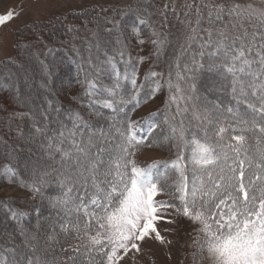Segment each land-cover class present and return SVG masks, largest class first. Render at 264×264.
<instances>
[{"label":"snow or ice","instance_id":"snow-or-ice-1","mask_svg":"<svg viewBox=\"0 0 264 264\" xmlns=\"http://www.w3.org/2000/svg\"><path fill=\"white\" fill-rule=\"evenodd\" d=\"M186 7L187 31L181 48L182 55L189 51L191 55L183 72L177 73L178 82L167 81L169 92L174 93L168 103L176 105V113L170 118L171 135L165 139L176 149L175 159L143 163L136 158L143 148L158 143L153 137L158 126L150 117L146 127L126 120L123 130L117 129L119 142L113 144L109 131L93 128L79 112L68 116L71 129L61 125L51 136L46 123L38 126L34 113L13 114L30 116L34 133L47 138L42 147L49 159L55 160L58 154L62 167L67 164L57 178L63 196L51 203L67 218L60 226L66 241L68 237L84 241L61 249L73 253L69 264H124L126 260L136 264L144 244L152 240L171 243L158 224H173L175 217L193 225L194 264L198 259L208 264H264V7L237 0H208ZM15 15L11 10L0 14V25ZM106 20L119 28V20ZM138 21L141 25L148 22L139 17ZM139 31L133 27L136 35ZM193 46L198 50L192 51ZM6 62L15 60L7 57ZM205 68L216 73L215 86L227 92L233 103L195 102L194 81ZM125 79L136 89L135 71ZM119 87L106 90L107 98H97L101 91L96 82L87 81L84 96L96 115H101V109L119 113L124 112L121 105L139 106V89L125 99L116 91ZM160 87L157 82L155 90ZM52 104L48 101L50 109ZM189 111L194 126L191 120H176ZM40 115L48 119L45 112ZM5 171L17 177L13 168L5 166ZM49 175L33 168L29 179L16 182L34 195L42 194ZM165 194L169 198L161 199ZM0 207L7 208L18 223L27 215L7 201L0 202ZM18 235L19 244L11 234L0 244V264H48L36 254L33 233L20 227Z\"/></svg>","mask_w":264,"mask_h":264},{"label":"trees","instance_id":"trees-1","mask_svg":"<svg viewBox=\"0 0 264 264\" xmlns=\"http://www.w3.org/2000/svg\"><path fill=\"white\" fill-rule=\"evenodd\" d=\"M202 2L207 3V1L186 3L177 6L173 11L175 7L170 5L165 7L166 4L160 0H128L126 7H87L79 11L56 15L44 22H32L17 32L11 56L15 63H7V58L0 61V132L4 131L7 134L8 131L15 134V131H18L23 137L29 133L32 135L31 140L37 144L40 143L41 146L37 149L38 157L31 156L21 149L24 145L22 142H16V146L8 147L6 144L8 140H3V133H0V138L3 140L0 143V186L12 184L20 187L16 182L17 179H29L34 168L29 165V160H33L38 165V168L35 167L36 169L47 171L50 175L49 183L42 189V194L34 195L25 188L35 197V201L32 203H27L15 196L0 195V202L7 201L14 210L19 209L27 213L18 223L11 218L7 208L0 207V244L7 241L9 234L14 236L16 243L19 244L18 229L23 227L33 233L36 238H39L40 234L44 236L42 246L49 252L39 251L37 248L36 254L46 258L48 264H69L68 257L73 253L61 251V249L67 248L69 245L84 243L83 240L77 241L71 237H68L66 241L60 226L66 222L67 218L59 209L53 208L52 204L48 208L45 207V203L63 196L64 189L57 182V178L64 167H67V164L62 167L58 154L55 160L49 159L42 147V145L46 146L47 138L34 133L33 121L30 116L13 115L14 113H34L39 121L38 126L43 127L46 123L48 126L47 135L51 136L61 129V125L71 129L72 122L68 116L70 112H79L93 128L103 127L109 131L111 140L115 144L120 140L117 129L123 130L121 126L126 120L134 121L139 106H135V104L121 105L124 107V112L119 113H114L110 109H101V115H96L95 108L89 106L88 98L84 96L87 81L96 82L101 91V95L97 98H107L106 90L114 89L119 84L120 87L116 91L120 96L129 99L136 94V89H139L138 99L140 104H145L155 93L157 78L161 82L160 102L155 111L147 115L144 120L147 123L149 120L146 118L150 117V122L158 126L153 130V137L158 140V143L151 148H143L137 153L136 158L143 163L175 159L176 149L172 147L171 142L165 139L171 135L170 118L176 113V105L168 103L170 95L174 93L169 92L167 81L171 78L173 84L178 82L177 73L183 72L182 66L188 62L187 58L191 55L190 51L182 55L181 48L185 44L184 34L187 31L183 23L186 20L184 13L188 10L186 5H200ZM113 17L120 21L118 29L106 20V18ZM138 17L146 19L148 22L141 25ZM134 26L139 28V35L133 32ZM107 29H112V31H107ZM154 33L156 34L154 35ZM157 39L164 43L154 44L153 41ZM141 40L143 43H140ZM197 50L198 48L193 46L192 51ZM122 51L123 56H121ZM50 53L51 55L48 56ZM38 54H42V56L35 57ZM140 57L144 59L141 60ZM32 58L38 62L34 75L38 74L44 80L52 82L55 80L56 73H60L62 69L66 72L64 78L68 83L53 89L55 93L51 96L48 94L49 92L46 93L40 89V94L46 95L44 102L47 108L44 109L37 104L36 96H32L31 93L29 96L28 94L24 96L22 89H16L9 80V77L12 76L11 71L20 74L21 67H24L26 62ZM178 58H180L181 65L179 68L177 67ZM45 66H47V73ZM133 71H135L136 89L133 88L130 79H125V76ZM151 72L161 75L151 77L149 75ZM146 75H149L147 80L145 79ZM208 79H211L212 82H207ZM215 79L216 73L207 68L198 74L194 81L196 103L221 106L233 103L231 96L225 91L218 90L217 87L214 92L207 91V87L215 86ZM48 101L53 102L51 109ZM180 105L183 108L184 102L180 101ZM241 107L243 110V106ZM41 112H45L48 116L47 120L40 115ZM180 119H184L185 123L191 120L193 126L196 123L192 119L191 111L177 115L176 120ZM65 147H69L67 142ZM154 152H159L161 155L151 157L152 159L146 158L147 155ZM41 164L46 165L47 168ZM5 166L13 168L17 177L13 178L9 173L3 172ZM168 198L167 194L161 197V199ZM49 231H51L50 234H48ZM33 243L37 245L38 242L34 241ZM189 259L188 264H194L192 253ZM204 263L205 260L199 259L196 262V264Z\"/></svg>","mask_w":264,"mask_h":264},{"label":"rangeland","instance_id":"rangeland-1","mask_svg":"<svg viewBox=\"0 0 264 264\" xmlns=\"http://www.w3.org/2000/svg\"><path fill=\"white\" fill-rule=\"evenodd\" d=\"M164 2L166 5H170L172 7H176L179 5H183L186 3H193L197 1H207L208 0H160ZM239 3H252L256 7H264V0H237ZM6 5V6H5ZM128 5V0H0V14L7 13L8 11H14L17 15L14 16L13 19L6 22L3 25H0V61L6 59L7 57H11L14 51V42L17 35V32L27 24L32 22H44L56 15L62 13H68L71 11H79L87 7L93 6H124ZM37 52V51H36ZM49 53V52H48ZM51 55L48 54V56ZM42 56V54H38V57ZM33 57V56H32ZM40 61V60H39ZM38 62L32 58L28 62H26L24 67H21L19 71L20 74H12L9 77L11 83L16 87V89L21 88L24 96L26 94L31 93L32 96H36L37 104L42 107V109L47 108L44 99L46 95L40 94V89L44 90L50 96L54 94L55 91L53 89H57L60 86H63L64 83H68L67 79L64 78L66 75L65 70L62 69L60 73H56V77L54 81L44 80L38 74L34 75ZM17 76V77H16ZM213 80V79H212ZM212 82L211 79H208L207 82ZM216 81V79L214 80ZM161 82L156 78L155 81V89L156 84ZM18 84V85H16ZM50 88V89H49ZM216 86L207 87L208 92H214ZM159 90H155L152 98L145 104H139V109L137 110L134 121L138 122V125L147 126L144 118L153 113L155 109L158 107L161 95L159 94ZM40 91V92H39ZM45 97V98H44ZM33 98V97H32ZM31 102V101H30ZM1 133V132H0ZM3 133V134H2ZM3 140L7 139L6 144L8 147L16 146V142H22L24 145L21 148L23 152L31 154V156H37V149L41 146V144H37L35 141L31 140V136L29 133L26 134L25 137L21 135V132L15 131V134L9 133L7 134L2 131ZM28 137H31L28 139ZM2 138H0V143H2ZM39 142V139H37ZM11 141V142H10ZM4 150V149H2ZM22 153V152H21ZM161 154L159 152L150 153L146 156L147 159H152L151 157H158ZM35 159V158H34ZM39 161V159H37ZM32 167L38 168V165L33 160H29ZM43 167L47 168L46 165L41 164ZM39 167H41L39 165ZM3 170V169H2ZM3 172L5 171V168ZM0 186V195L6 197L15 196L21 200L27 201V203H32L35 201V197L25 188H21L17 185L12 184H4ZM164 195H161L163 197ZM160 197V198H161ZM48 208L52 203H45ZM171 219L172 217H168ZM175 223L167 224L161 222L158 224L159 229L161 230V234L166 237L167 240L171 241L170 244H161L155 240L149 241L147 244L143 245L144 251L143 254L138 256L136 259V264H188L190 255L193 251L191 247L192 237L194 236L193 225H191L186 219L182 217H175ZM164 229H170V231L166 232ZM53 232V231H52ZM51 231L48 232L50 234ZM39 238H36L37 248L39 251L49 252L44 246H42V241L44 236L38 235ZM34 242V241H33ZM124 264H130V261H125ZM204 264H208V261L205 260Z\"/></svg>","mask_w":264,"mask_h":264},{"label":"crops","instance_id":"crops-1","mask_svg":"<svg viewBox=\"0 0 264 264\" xmlns=\"http://www.w3.org/2000/svg\"><path fill=\"white\" fill-rule=\"evenodd\" d=\"M8 1V0H7ZM6 6V5H5Z\"/></svg>","mask_w":264,"mask_h":264}]
</instances>
